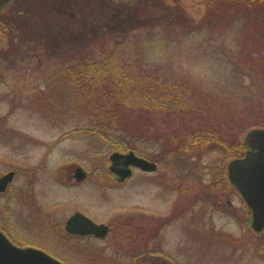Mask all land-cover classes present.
I'll return each instance as SVG.
<instances>
[{
    "label": "rangeland",
    "instance_id": "1",
    "mask_svg": "<svg viewBox=\"0 0 264 264\" xmlns=\"http://www.w3.org/2000/svg\"><path fill=\"white\" fill-rule=\"evenodd\" d=\"M162 2L181 8L178 19L167 12L154 21L161 10L150 11L151 0H11L0 10L1 129L14 130L0 139V173L18 170V187L27 168L41 164L34 187L51 217L38 232L27 225L22 196L15 198L9 220L16 244L39 247L64 264H264V230L253 231L250 211L226 176L229 159L244 154L247 131L264 128V12L253 4L247 15L204 21L191 33L186 24L201 21L207 0ZM117 8L125 20L113 21ZM85 55L104 76L120 62L168 80L181 91V111L202 128L192 127L182 147L205 140V148L172 154L139 142L156 170L137 169L116 182L109 154L128 150L86 128L91 102L72 89L79 70L73 59ZM83 72L87 78L76 80L87 87L91 69ZM212 134L224 144L215 147ZM55 164L61 183L51 179ZM77 166L87 177L67 183ZM6 205L0 195V215ZM75 211L109 224L108 235L71 238L62 225Z\"/></svg>",
    "mask_w": 264,
    "mask_h": 264
},
{
    "label": "trees",
    "instance_id": "2",
    "mask_svg": "<svg viewBox=\"0 0 264 264\" xmlns=\"http://www.w3.org/2000/svg\"><path fill=\"white\" fill-rule=\"evenodd\" d=\"M151 2L150 11L161 10L157 18L153 19L154 21H163V16L167 12L172 13L174 20L182 13L178 5L171 10L169 7L166 8L162 0H151ZM207 2L206 11L198 24L192 20L186 22L191 33L202 30L205 25L204 21L215 20L216 22L217 17L223 19L228 14L229 16L240 13L247 15V11L251 8L250 5L253 4L261 6V12H264V0H207ZM143 13H147V9L144 8ZM126 16L122 9L117 8L111 18L113 21L125 20ZM73 60H77L76 65L79 70L76 71V83L72 89L77 91L75 95L82 98L81 100L83 97L85 100L88 97L91 102L88 115L92 118L88 119L86 128L104 138L114 139L112 142L115 148L133 150L138 155H142L140 153L143 151L139 142L152 143L161 150V153L171 152L172 154L192 153L195 147H204L205 140L196 141L195 146L182 147L188 136L195 133L194 130L190 131L192 127L197 128L198 131L202 128L200 124L194 123L195 115L181 111L186 106L180 102L181 91L173 90L168 80L159 79L153 71H149L150 69L133 72L120 62L110 65L112 70L106 72L104 76V70L97 63L98 61L90 62L87 55ZM88 68L91 69V73H89L90 77L88 76L87 88L85 85L87 83L81 80L77 82L76 79L82 76L87 78L83 70ZM58 90L60 92V88ZM188 115L190 116L187 117ZM211 136L210 141L215 144V147L218 148L224 144L219 135L212 134ZM231 146L224 145L221 149L231 148ZM202 147L200 150L205 148ZM232 148L234 152L239 151L238 144ZM103 256V254H98L97 259L103 262L111 260L110 257Z\"/></svg>",
    "mask_w": 264,
    "mask_h": 264
},
{
    "label": "water",
    "instance_id": "3",
    "mask_svg": "<svg viewBox=\"0 0 264 264\" xmlns=\"http://www.w3.org/2000/svg\"><path fill=\"white\" fill-rule=\"evenodd\" d=\"M10 0H0V9ZM243 142L245 151L242 156L229 159L226 167L230 183L239 192L244 203L250 210V225L255 232L264 229V128L255 127L247 131ZM109 171L115 174L118 181H124L132 174V168L142 171H155L157 164L134 151H113L109 154ZM75 178L83 175L78 167ZM11 172L0 179L1 182L10 179ZM0 182V183H1ZM65 230L70 233L94 234L104 237L107 226L95 223L83 213L77 211L65 222ZM0 264H63L60 260L45 251L27 246H17L7 239L0 231Z\"/></svg>",
    "mask_w": 264,
    "mask_h": 264
},
{
    "label": "flooded vegetation",
    "instance_id": "4",
    "mask_svg": "<svg viewBox=\"0 0 264 264\" xmlns=\"http://www.w3.org/2000/svg\"><path fill=\"white\" fill-rule=\"evenodd\" d=\"M0 139H2L4 137V139H6V137L10 136V133H14V130H4L1 129L2 126L4 127V125L6 124V119H0ZM4 124V125H3ZM52 146H49V150H47L44 153V156L42 158V164L44 165V163L46 162V158L48 157V155L51 153ZM41 165V164H40ZM40 165L36 166L34 165L33 167H28L27 171L25 172L26 176L24 179V182L21 186L17 187L16 184V179L17 177V173L18 170L14 169V168H9V169H5L4 171H2L0 173V179L2 178V176H4L5 174H8L11 172V177L10 179H7V181L1 182L0 183V195L1 196H5L7 199V205L4 207V211L3 214L0 215V231L1 233H3L7 239H9L12 243H15L14 239L11 236V233L15 232V227L13 228L11 226V222L9 220V216H10V206L13 204L14 199L16 198L18 200V198H20V196H22L20 198V202H22L20 205L22 206V208L28 213L27 217L29 219V221H26L29 227L32 228V226L37 229L38 228V232L41 230L42 232H44L46 230L45 227V223L42 221L44 218L48 219L51 218L50 217V212L48 214H45L43 211V208H40L39 205V196L41 195L36 188L34 187L35 184H37L38 182V178L36 177L37 175V170L39 172V168L41 169L42 167H40ZM42 166V165H41ZM60 165L57 166L56 164L54 165L53 171H52V180L54 182H58L61 183V173H60ZM78 169L75 168L71 173H69V176L67 177V183H72V184H77L79 182H81L82 180H84L87 177V173L84 169L83 170V175L80 176L79 178H75V171ZM113 176V179L116 178L115 174L111 175ZM43 178L44 174H43ZM11 203V205H10ZM42 209V210H40ZM52 215H54V212L52 213ZM39 218V220H38ZM64 224L62 225V222L60 223V225H62V230H64ZM108 225V229H109V224ZM37 231V230H36ZM71 238H75L77 239L78 237H95L93 234H89V235H81V234H74V233H69L66 230H64ZM14 234V233H13ZM96 238V237H95ZM20 245V244H18ZM39 248V247H38Z\"/></svg>",
    "mask_w": 264,
    "mask_h": 264
}]
</instances>
